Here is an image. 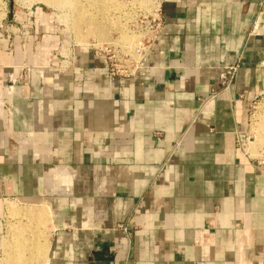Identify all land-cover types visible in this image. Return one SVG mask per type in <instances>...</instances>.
<instances>
[{
    "label": "crops",
    "instance_id": "0c3cea01",
    "mask_svg": "<svg viewBox=\"0 0 264 264\" xmlns=\"http://www.w3.org/2000/svg\"><path fill=\"white\" fill-rule=\"evenodd\" d=\"M161 1L163 33L132 78L91 49L30 67L36 43L58 44L45 18L24 58L17 39L0 48V199L50 206L48 264H264V169L245 133L264 0Z\"/></svg>",
    "mask_w": 264,
    "mask_h": 264
},
{
    "label": "bare ground",
    "instance_id": "6f19581e",
    "mask_svg": "<svg viewBox=\"0 0 264 264\" xmlns=\"http://www.w3.org/2000/svg\"><path fill=\"white\" fill-rule=\"evenodd\" d=\"M25 1L29 3L38 2L45 6L59 8L61 10L65 8H70L71 5H73L72 4L73 0H25ZM119 3L120 2L117 0L116 1L115 0H87L86 6L91 8L92 16H94L95 13L97 15L99 14V16L100 15L103 16L107 14V12L104 14V11L107 10L106 8H109V9L112 8L111 11L109 10V13L113 15L112 19L116 20V22L118 21L117 23L120 27L117 28V30H119V33L123 31L124 33L121 32L122 34L121 36L124 37L129 34L127 31L128 24L132 23L135 18L134 14L131 13L129 10H133L134 8H140V9L146 10L148 9L147 7L148 3L146 0H129L125 2L126 5L125 3L124 5L123 4L121 5ZM75 7L77 9L74 13V18L68 19V21L71 20L70 24H71L72 29H74V36H75L74 39L76 40V43L79 46H83V45L89 46L90 43H88L87 41V36H90V37H93L97 42L94 46H99L101 42L106 38V37H103L106 35V34L103 35L105 33L104 30L106 28L104 29V26H102V28L104 29L103 30L100 24H98L100 27L97 25V22L94 17L92 18L89 14L87 15L86 13L87 10L86 11L82 10L83 4L81 7L78 5H76ZM4 16H5V5L0 3V20ZM102 18H104L105 20V18L109 19L110 17L107 18V16H104ZM114 20L113 22H115ZM116 22L114 24L115 26L117 24ZM108 23H109V20H108ZM111 24L112 22L110 23V25ZM127 37L131 39L130 42H132L133 37L136 39V35H133V36L128 35ZM130 39H127V42ZM125 48L127 49V47ZM255 126L257 128L256 131L257 132L259 131L260 133V134L259 133L257 134L258 135L262 134V136H264V115L261 116L259 122ZM259 140L261 142L262 141L264 142V140H262L261 138ZM46 205L40 206V207L37 206L36 208H31L27 210H22V209L20 210V208H16L15 206H11L7 204V210L9 211V213L15 218H17V220L20 219L21 222L19 223V226H20L19 229L12 228L9 233L7 232L9 235L7 237L6 242L3 244V257L0 260V264H36V263L46 264L47 263L48 247H46V243H45L46 236L44 240V237H43L44 232L41 231V229L45 230L44 226H46V224L49 223L50 218H51L49 214V208ZM14 217L12 219H14ZM42 237H43V240H42Z\"/></svg>",
    "mask_w": 264,
    "mask_h": 264
},
{
    "label": "built area",
    "instance_id": "2783aa9c",
    "mask_svg": "<svg viewBox=\"0 0 264 264\" xmlns=\"http://www.w3.org/2000/svg\"><path fill=\"white\" fill-rule=\"evenodd\" d=\"M124 1L127 2L129 0ZM146 1L148 3V9L145 10L134 8L133 10H129L135 16L133 22L129 23L128 25V29H131V33H133V35H136L134 52L130 53L125 49H121L119 47L116 49L113 46L107 45H104V47H102L101 49H93L94 47L82 48L99 52L103 56L108 69L116 77L126 79L134 77L136 72L142 66L147 53L163 33L165 22L162 16V1ZM259 6L262 9L264 8V5L262 3H260ZM11 13L12 19L10 22L6 20L4 25L0 23V48L11 49L13 41L17 39L20 42V48L23 52L22 57L24 58L26 53V40L31 29L30 24L32 21L30 20L31 18H34V20H38L42 18V14L40 12H36L35 14H32V12H30V14H27L28 22L24 24L20 19H18L16 15L17 12L11 11ZM66 39L68 41V43L65 44V50L67 53L66 56L62 55V46L59 48L60 51L56 49L54 53L50 55L41 49L39 43H36L34 45L33 54L31 55L30 67L38 70V72L41 73L43 69H46L52 65V57H54L57 58L56 65L59 69L64 70L71 68L75 61V47L71 45L72 43L69 38L66 37ZM75 46L76 48L81 49L80 46ZM17 62V59H13L11 61L12 65H16ZM236 71L237 65L226 67L221 71L219 75V81L220 89L222 91H228L233 80L235 79ZM10 82L14 83L15 80H10ZM215 96L216 92H213L210 98H214ZM254 104L255 102L253 103V105ZM257 164L264 169V166H262L259 162H257ZM122 231L125 234L126 228L123 227ZM123 264H129L128 260L125 259Z\"/></svg>",
    "mask_w": 264,
    "mask_h": 264
},
{
    "label": "rangeland",
    "instance_id": "374dc122",
    "mask_svg": "<svg viewBox=\"0 0 264 264\" xmlns=\"http://www.w3.org/2000/svg\"><path fill=\"white\" fill-rule=\"evenodd\" d=\"M117 1H119L120 2L119 4H121V5L122 4L124 5V3H125L124 0H117ZM0 3L5 5V16L0 20V23L2 25L5 24L10 11L17 12L16 15H17L18 19H20L21 22H23L24 24L26 22H28L27 14H30V12H32V14H35L36 12H40L42 14V18H40L38 20H34V18H31L30 21H32V22L37 21V23H38L45 18V20L48 22V24L53 26V30L55 32V35L58 37V39H57L58 44L56 46V49L58 51H60L59 48L62 46L63 50L61 52H62L63 56L67 55L66 50H65V44L68 43V41H67L66 37L70 39V41L72 43L71 45H73V47L76 48L75 45L79 46L76 43V40L74 39L75 38L74 29H72L71 24H70L71 20L68 21V19L74 18V13L77 9L75 6L78 5L81 7L82 4H83L82 10H85V11L87 10V12H86L87 15L89 14L92 18L94 17L96 22H97V25L100 24L101 28H102V26H104V29L106 28L105 30L102 28L105 32L103 35L106 34L103 37H106V38L101 42V44L99 46H94L97 43L96 40L93 37L87 36V41H88V43H90L89 44L90 46H84L83 45V46H80L81 49L82 48H88V47H91V48L94 47L93 49H101L102 47H104V45H107V46H113L116 49L118 47L121 49H125V50L129 51L130 53L134 52V47H135L134 45L136 43L135 42L136 39L133 37L132 42H130L131 39L127 36L128 35L133 36V34H131L130 28L128 30V27H127V31L129 34L127 36H124V37L121 36L122 35L121 32L122 33H124V32L121 31L119 33V30H117V28L120 27L117 23L118 21L116 22V20L112 19L113 15L111 13H109V10L111 11L112 8H110V9L106 8L107 10L104 9V10H106V11H104V14L106 12H107V14H105L103 16H101V15L99 16V14L97 15L96 13H95L96 15L94 14V16H92L91 15V8L86 6L87 0H73L72 4L75 6L71 5L70 8H65L62 10L59 8H53V7L45 6V5L38 3V2L29 3L25 0H23V1L22 0H0ZM10 5H12L11 8H10ZM125 5H126V3H125ZM108 13H109V15H108ZM66 16H67V18H66ZM104 16H107V18H109V17L110 18L109 19L105 18V20H106V22H105L104 18H102ZM108 20H109V23H108ZM113 20L117 23L116 24V26L118 25L117 27L114 25L115 22H113ZM111 22L115 27L112 24L110 25ZM127 39H130L128 41L129 43L127 42ZM107 40H109V41H107ZM114 42H116V43H114ZM125 47H127V49ZM252 107L253 108H251L249 111L248 119H247L246 126H245V133H246V136L248 139V141H247V152L251 158L255 159V161L259 162L262 166H264V142L263 141L261 142L259 140L260 138L262 140H264V136H262V134L261 135L257 134V133H259V131L258 132L256 131L257 128L255 126L259 122L261 116L264 115V91L255 100V104ZM251 147H253V148H251ZM251 149L252 150L254 149L253 152ZM254 153H255V155H254ZM42 202L41 203L38 201L29 202V201L14 199V198L0 199V260L3 257V244L7 240V237L9 235L8 233L10 232V230L12 228L19 229L20 228L19 223L21 222L20 219L17 220V218H15L14 216H12L9 213V211L7 210V204H9L11 206H15L16 208H20V210L21 209L27 210V209H31V208H36L37 206L38 207L45 206L47 204V203H42ZM46 206L49 208V214H50L51 218H50L49 223L46 224V226H44L45 230L41 229V231L44 232V236H43L44 240H45V236H46L47 242L45 241V243H46V247H48V249H47V255H48L50 236H51V232L53 229L54 212L52 211V209L50 208V206L48 204ZM13 217H14V219H12ZM43 237H42V240H43ZM46 264H48V261Z\"/></svg>",
    "mask_w": 264,
    "mask_h": 264
},
{
    "label": "water",
    "instance_id": "95a60500",
    "mask_svg": "<svg viewBox=\"0 0 264 264\" xmlns=\"http://www.w3.org/2000/svg\"><path fill=\"white\" fill-rule=\"evenodd\" d=\"M11 7H12V5H10V8H11ZM11 19H12V13H11V11H10L9 14H8V17H7V21L10 22Z\"/></svg>",
    "mask_w": 264,
    "mask_h": 264
}]
</instances>
